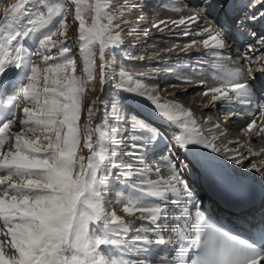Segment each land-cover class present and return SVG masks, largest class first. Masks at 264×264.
<instances>
[{"label": "snow or ice", "instance_id": "snow-or-ice-1", "mask_svg": "<svg viewBox=\"0 0 264 264\" xmlns=\"http://www.w3.org/2000/svg\"><path fill=\"white\" fill-rule=\"evenodd\" d=\"M201 3L208 15L212 14L208 9L221 11L228 6L227 0ZM69 4L74 5L72 24L78 22L75 39L67 36ZM258 4L264 0H249L245 7L254 9ZM117 8L115 0H17L11 4L0 0V96L10 82L18 88V94L3 101L6 114L0 113V264H264V221L249 228V238L235 233L206 214L184 179L187 174L213 186L221 179L216 157L223 154L243 166L246 161L240 149L218 147L219 137L205 135L190 109L171 100L161 102L156 89L124 67L109 73L107 56L125 42L127 21ZM244 19L264 20V11ZM200 21V14L194 13L170 23L196 26ZM161 25L167 27L168 22L160 20L152 27ZM202 34L207 37L203 47L210 53V67L218 81L204 95L212 94L214 104L231 100L234 94L248 115L259 112L264 117V95L258 98L250 84L255 79L253 58L264 59V35L252 32L255 44H247L240 53L248 65L246 74L242 67L225 63L230 57L222 55L226 44L218 26L208 24ZM77 44L83 65L80 72L73 51ZM195 44L193 39L186 47ZM97 68L101 92L111 75L113 99L109 107L97 97L85 113L84 99L88 86L95 83ZM259 71L264 73V65ZM122 92L147 100L175 127L167 144L169 155L161 161L167 176L161 174L160 166L117 162L125 153L142 163L140 153L152 152L158 140L166 139L158 129L133 117L131 128L138 134L130 137V150H125L128 137L119 127L126 119ZM97 105L106 113L100 125L92 123ZM240 114L233 111V115ZM82 115L87 117L83 125ZM256 125L252 119L242 131L264 141V127ZM14 127L20 130L14 132ZM85 149L87 156L81 154ZM250 170L264 179L256 165L251 164ZM114 174L118 181L123 178L126 192L106 201ZM153 174L156 179L150 178ZM120 205L126 214L151 227L142 223L134 228L132 221L117 215L115 207Z\"/></svg>", "mask_w": 264, "mask_h": 264}, {"label": "rangeland", "instance_id": "rangeland-1", "mask_svg": "<svg viewBox=\"0 0 264 264\" xmlns=\"http://www.w3.org/2000/svg\"><path fill=\"white\" fill-rule=\"evenodd\" d=\"M157 1L158 0H156V2ZM15 2H17V0H4L5 4H11ZM115 2L118 5L117 10H123L124 14L122 19L127 21V23L123 25L124 44L119 49L113 50L111 54L107 56V60L110 65L108 69L109 73L118 72L120 67H124L130 74L134 76V78L142 80V82L149 88L156 89V94L160 96L161 102L171 100L181 103L184 107L190 109L195 114V118L198 120V122L204 119L203 122H199V125L204 130L205 135L212 137L219 136L221 133L224 134L223 139L220 137L215 141L218 147H227L229 149L239 148L245 158V161L251 156L250 158L252 164L254 163L258 168L261 169V172H264V141H261L259 137L252 136L251 133H248L249 136H246L245 138L238 137V135L246 133L245 131H242V129L246 128L247 122L238 124L235 117H231L228 119L229 121H225L226 118L224 113L227 112V110H234L239 106L235 95L233 94V99H231L232 104L226 108L222 106L223 100L213 104L211 102L212 94L204 95L208 88L216 86L218 81L213 79L214 70L210 67L212 63L210 53L203 47V40L207 37L206 35L202 34V28L208 24H213L218 26V28L223 31L226 48L223 50L222 55L225 57H230V59L226 60L225 63H227L229 66L242 67L247 74L248 65L245 64L240 53L247 44H255V41L254 39L246 38L240 43V46H238L234 40V30L239 27L238 25L242 15L246 16L247 13L251 14L252 11L254 12V9L251 10L250 8L245 7L249 0H227L228 6L224 10L215 12L213 9H208V11L212 13L211 15L207 14L204 9V5L201 3V0L195 4L190 3L188 0H163L161 5L158 6L160 8H157L155 13L153 11V15H151V11L148 10L147 7L145 8V5L149 2V0L144 3H141L139 0H115ZM252 2L255 3V0H252ZM176 8H179L182 11H174ZM233 8L241 9L240 13L237 15H230L229 13L234 10ZM68 12L69 15L67 20L70 27L67 30V36L69 38L75 39L78 36V22L75 25L72 24L74 5H68ZM194 13H199L201 16V21L196 26L181 25L177 27L176 25L170 23L172 20H179L181 16L186 17ZM160 20L168 22V26L164 27L161 25L160 28L152 27L153 24ZM116 22L120 23V20H117ZM137 25L139 26L137 27ZM184 31H188L189 35H183ZM148 38L152 39L149 41ZM145 39H147L148 42L141 44L138 43L140 41L143 42ZM193 39H195L196 44L192 47H186L192 43ZM28 45L33 49L35 48V45L31 41H28ZM73 51L76 53L77 57V72H80L83 65L81 59L79 58L78 44L73 48ZM126 53L133 56H143L144 59H128L125 55ZM98 54L99 52L97 49V56ZM34 59L36 58L34 57ZM37 62L39 61L37 60ZM262 65H264V59L257 61L254 57L253 62L251 63V75L254 70L260 69ZM140 73H143L144 75L139 76L138 74ZM165 74H170L171 78H168L163 82L159 81L158 79L160 78V75L163 76ZM14 78L15 71L11 76V79ZM99 80L100 73L99 68H97L95 83L88 86V91L84 99L83 109L85 113L88 106L91 104V101L97 97H102V100L108 102L109 107L111 106L114 95L111 75L109 76L108 83L104 85L103 92H101ZM195 81L200 82L199 84L203 82V84L199 87H191L183 94H173L175 86H189ZM22 83L23 82H21L20 86H22ZM250 84L258 98L260 95H264L261 88L259 90L256 86L258 83L255 79L250 81ZM12 88L8 89V91H5L4 95L1 96L3 101L6 96L9 95V93L11 95L18 94V88ZM120 98L122 100V113L124 112L123 115L125 114L124 116L126 119L124 122L120 123L119 127L124 136L129 137L131 135L132 130L123 127L126 125L125 123L126 120L129 119L128 117L134 116L136 119L138 118V120L144 121L145 123L151 125L154 129H158L159 132L167 135L165 139V148H168L167 144L168 141L171 140V136L175 131V127L170 126L169 122L160 117L155 111L153 105H151L147 100H143L138 97L130 98L129 94L124 92L120 93ZM190 98L194 100L197 99L199 102H193ZM131 99H135L137 102H130ZM127 104H130L131 106ZM97 107L99 109L98 115H95L92 120L94 125H100L101 122L106 118L105 108L102 105H97ZM126 113H128L127 116ZM220 115L224 116L223 121L220 119ZM86 120V115H82L80 121L81 125H83ZM108 123L111 124L113 121L109 119ZM214 125L218 127H216L213 131H208L209 129H213ZM256 127L257 129L264 127V120L261 121L258 119ZM217 128H222L223 130L221 132H217ZM19 130V127H14L12 129L14 132ZM249 137H251V142H249ZM236 140H239L240 144L232 143V141ZM126 142L127 144H131L130 138L125 139V143ZM7 148L8 145L6 144L5 149ZM249 150H252L254 154L251 155ZM81 154L87 156L88 151L85 149ZM123 155L124 157H120V160L117 161L118 163L121 160H127V163H132L134 167H140V163H137L132 158H127L128 156L125 153H123ZM213 155L215 156V154ZM152 157L149 159V161L145 160V162H154L155 157ZM216 158H218L216 161L219 165V169L224 170L223 167H225L227 172L229 174L232 173V177L236 179L238 175H243L242 173H245L246 175L251 174L250 176L255 178H261L260 173L250 170V164L244 165L245 167L242 166L243 168H239L232 160L229 161L230 159H228L227 156L223 154L217 156ZM230 170L231 173L229 172ZM113 172L115 173L116 170H113ZM161 174L164 176L168 175L167 171H162ZM113 177L116 179L115 174L111 179H114ZM151 177L156 179L154 174ZM192 177V179L197 182V179L194 176ZM186 181L189 185H191L190 178H186ZM132 182L133 181L129 179L128 183L130 184ZM121 188L122 187H120L118 192L124 191L123 188ZM118 192L116 191V193ZM108 195L109 194L106 195V201H113L112 199L115 197V194L113 197ZM106 207H108L109 210H112L113 206L106 203ZM115 210L117 215H120L125 219L131 217L123 211L122 205L116 206ZM136 216H139V214L137 213ZM134 220L137 221V225L139 226H132L140 227L142 222L137 219ZM148 226L151 227L150 225Z\"/></svg>", "mask_w": 264, "mask_h": 264}, {"label": "bare ground", "instance_id": "bare-ground-1", "mask_svg": "<svg viewBox=\"0 0 264 264\" xmlns=\"http://www.w3.org/2000/svg\"><path fill=\"white\" fill-rule=\"evenodd\" d=\"M141 3H144V2H146L147 0H139ZM150 1V0H149ZM162 1L163 0H158L156 3H153V6H152V10H151V15H153L155 12H156V9L157 8H160V7H158V6H160L161 5V3H162ZM190 3H193V4H195V3H197V2H199L200 0H188ZM148 4V3H147ZM146 4V5H147ZM193 4H192V6H193ZM146 5H145V8H146ZM172 5V4H171ZM195 6V5H194ZM144 8V9H145ZM263 7H262V5L261 4H258L257 5V7L256 8H254V12H257V11H259L260 9H262ZM171 10H172V8H171ZM153 11H154V13H153ZM241 11V9H234L232 12H231V14L233 15V14H239V12ZM147 24V23H146ZM148 27V26H147ZM246 27V26H245ZM257 35L259 36V35H264V28L262 27V29H260V31L257 33ZM145 37V36H144ZM151 37V36H150ZM250 38V35H248L247 36V38ZM246 38V37H245ZM254 38V37H253ZM150 39H152V38H148V40L150 41ZM255 39V38H254ZM248 41H250V40H248ZM144 42H148L147 41V39H145V40H143V42L142 41H140V42H138V43H144ZM236 43V42H235ZM168 78H171V75L170 76H168V77H163V76H161L160 75V78L158 79L159 81H166ZM209 80V79H208ZM166 83V82H165ZM200 82H197V81H195V82H193V84H190L189 86H186V85H177V86H175V88H174V90H173V94L174 95H177V94H183L184 92H186L189 88H191V87H199V86H201L202 84H199ZM164 84V83H163ZM210 85V84H209ZM9 86L7 85L6 86V88H8ZM5 88V89H6ZM13 89V88H12ZM172 90V89H171ZM8 91V90H7ZM12 91V90H11ZM177 93V94H176ZM9 95H11L10 93H9ZM178 97V96H177ZM198 98V97H197ZM191 99V98H190ZM191 101H193V102H199V101H197V99H191ZM127 105H129V104H127ZM127 105H125V106H127ZM131 106V105H130ZM222 108V107H221ZM144 112V111H143ZM142 112V113H143ZM124 113V112H123ZM122 113V114H123ZM146 113V112H145ZM144 113V114H145ZM257 113V112H256ZM255 113V115L254 116H251V115H248L247 114V117H249V119H252L253 117H255V116H257V114ZM127 114L128 113H126V116H127ZM125 115V114H124ZM221 116V115H220ZM133 117L134 116H129L128 118V120H126V125L123 127V128H127V129H129V130H132V128H131V124H132V121H133ZM152 117V116H151ZM136 118V117H135ZM138 119V118H137ZM150 119V118H149ZM140 122H142V123H145L144 121H141V120H139ZM198 121V120H197ZM200 121H204V119H202V120H200ZM199 121V122H200ZM229 121V120H228ZM222 122V121H221ZM206 123V122H205ZM204 123V124H205ZM246 123V122H245ZM223 129L222 128H220V129H218L217 128V132H221ZM135 134H138V133H134L133 132V130H132V133H131V135L128 137V138H130L132 135H135ZM221 134H223V133H221ZM219 135V136H217V137H221L222 139H223V137H224V134L223 135ZM246 136H249L248 135V133H245V134H241V135H238V137L239 138H245ZM250 138V137H249ZM160 143L158 144V146H156V148L152 151V152H148V153H140V155H144V159L146 158V159H148L149 157H151V156H153L154 155V151L155 150H160V149H163V147H164V145L166 144L165 142H164V139H160V140H158ZM157 141V142H158ZM130 145L131 144H127V142L126 143H124V148H125V150L127 151V150H130ZM250 151V150H249ZM250 153H251V155H253L254 153L252 152V150L250 151ZM248 155H249V152H248ZM264 156V155H263ZM121 157H124V155H123V153H121ZM251 157V156H250ZM249 157V158H250ZM127 158H129V157H127ZM153 158V157H152ZM228 158V157H227ZM249 158L246 160V162L243 164V167H245L244 165H251L252 164V161H251V158H250V161H249ZM229 161H231V160H229ZM125 163H127L128 161L127 160H125L124 161ZM141 164V163H140ZM254 164V163H253ZM143 165V164H142ZM249 165V166H250ZM255 165V164H254ZM141 166V165H140ZM237 167H242V166H238L237 165ZM242 167V168H243ZM224 168V167H223ZM219 171H220V174H221V176H222V179L224 180V181H226L225 179H227L228 181H231V182H235V183H239V181L240 180H238V179H236V178H234V177H232V175H230L229 173H226V171L225 170H223V169H219ZM166 172V171H165ZM251 175V174H250ZM236 177V176H235ZM123 181V178H121V180L120 181H118L117 179H112V185L110 186V188L111 189H109L108 190V193L107 194H109L108 196H110V197H113V195L114 194H116V191L118 192L119 190H120V188L119 189H117L118 187H120V186H122L123 187V185H124V183L122 182ZM119 193V192H118ZM117 197L115 196L112 200L114 201L115 199H116ZM117 209V208H116ZM170 211V210H169ZM130 218V219H129ZM129 218H124L126 221L128 220V221H132L133 223H132V225H135V226H139V225H137V221L136 220H134V217H129ZM132 218V219H131ZM141 222V221H140ZM143 224H144V226L145 227H148L147 226V224H146V222H142ZM142 223H141V226H142ZM140 226V227H141ZM140 227H138V228H140Z\"/></svg>", "mask_w": 264, "mask_h": 264}]
</instances>
